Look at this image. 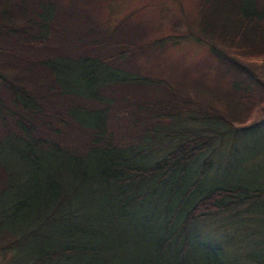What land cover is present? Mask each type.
<instances>
[{"label": "trees", "instance_id": "obj_1", "mask_svg": "<svg viewBox=\"0 0 264 264\" xmlns=\"http://www.w3.org/2000/svg\"><path fill=\"white\" fill-rule=\"evenodd\" d=\"M6 1L0 6V65H5L4 71L13 65L14 73L0 71V205L9 203L0 207V252L27 248L25 264H188L194 240L200 238L194 231H200L204 220L246 205L264 216V185H214L175 208L169 192L204 157L193 183L188 182L189 190L186 185L188 193L198 189L217 155V139L251 130L255 134L264 126V81L254 72L258 65L264 69V0H200L196 41L207 42L232 71L225 98L228 109L205 106L207 111H196L194 120L218 124L219 129L175 132L173 150L148 165L135 162L152 149L151 119L160 111L170 117L184 98L166 87L154 102L129 100L124 97L126 87L146 89L154 84L120 65L166 38L137 45L111 40L105 32L91 33L81 23L76 24L81 27L78 36L65 34L63 28L56 32L59 13L54 0ZM64 17L62 26H70L69 16ZM190 34L183 38H193ZM64 59L93 69L88 79L96 81L94 90L75 88L74 72L59 64ZM67 137L88 149L79 153L64 147ZM9 150L19 157L17 167L4 157ZM83 169L85 174H78ZM86 186L114 194L119 207V214L111 211L115 220L127 221L143 210L149 211L150 221L138 225L134 217L131 231L116 229L109 235L113 223L106 224V214L80 220L81 212L72 203ZM184 203L188 207L182 210ZM169 214L170 221L164 223L162 218ZM147 251L139 261L131 260ZM206 254L218 263L222 250L209 246Z\"/></svg>", "mask_w": 264, "mask_h": 264}, {"label": "rangeland", "instance_id": "obj_2", "mask_svg": "<svg viewBox=\"0 0 264 264\" xmlns=\"http://www.w3.org/2000/svg\"><path fill=\"white\" fill-rule=\"evenodd\" d=\"M27 1L34 4L39 0ZM54 1L56 12L59 13L56 32H61L59 30L63 28L64 33L69 32L78 36V30L81 27L77 28L76 24L81 23L84 30L88 31L89 29L91 33L105 32L107 35H111L109 36L111 40L116 39L137 45L146 46L166 38L159 45L145 48L142 53H137L131 61L127 62V65H120L122 69L126 70V73L130 71L136 76L150 79L154 84L146 89L126 87L124 97L130 96L129 100L131 97H136L154 102V98L158 94L163 95L166 87L169 91L180 94L182 100L184 98L183 102L178 104V108L172 109L170 117L165 115L167 112L160 111L158 117L151 119L150 123L154 122V127L151 128L154 130V134L149 139L152 140L150 141L152 149L146 151L135 163L138 165L151 164L173 150L177 145L173 134L177 131L188 128L207 132L219 129L218 124L194 120L197 116L196 111H207L205 106L217 108L222 112L228 109L225 98L229 90V82L233 78L232 71L227 70L228 64L223 63L212 54L210 45L207 42L196 41L201 19L200 0ZM6 2L8 1L0 0V6L5 5ZM14 8H11L12 13H14ZM65 14L69 16L71 22L67 27L62 26ZM191 32L193 38H183L191 35ZM66 47L67 50H71L70 45H66ZM69 61L64 59L59 64L70 66V71L74 72L75 88L79 92L94 90L96 81L93 78L88 79V74L93 69L85 68L79 60ZM4 66L0 65V71L3 74L14 73L11 70L13 65H7L10 67L8 71H4ZM118 72V76H124V72ZM254 72L264 81L262 65L256 66ZM102 78L103 76H99L98 83ZM188 99L192 103H187ZM261 118L264 119V112ZM6 120L8 125L13 124L11 117H7ZM71 139L67 137L63 141L64 147L71 150L76 148L79 153L88 149L81 141H78L81 144L79 145L74 144L75 142ZM69 141L73 144L69 145ZM213 147L218 151L217 155L198 189L188 193L190 186L188 182L193 183L203 166L204 157L199 158L192 165L189 173L178 183L177 181L173 183L174 185L177 183V185L170 187L169 192L174 199L173 208L189 198L193 201V197L198 195L203 188H212L214 185L233 184V186L246 187L264 185V126L258 128L255 134L252 133V130L240 132L237 136L230 133L224 138L217 139ZM4 157L10 160L14 167L19 165V157L15 152L5 151ZM75 158L77 162L79 158L77 156ZM58 159L59 162L62 161L61 158ZM88 163L87 160L84 162L85 168L88 167ZM85 171L86 169L78 170V174H85ZM187 184L188 190L186 189ZM24 194L28 196L29 192H23ZM113 196L114 194L110 191L95 192L91 187L86 186L80 189L72 204L81 212L82 216L78 217L82 221L93 220L106 214V224L113 223L111 231L108 230L109 235H112L116 229L131 231L134 217L138 225L141 222L150 221L149 211L143 210L132 214L133 216L127 221L115 220L111 211L117 210V214H119V207L116 206ZM8 205V202H4L0 207L4 208ZM186 207L188 205L184 203L182 210ZM98 210L105 213L93 215ZM255 210L256 208L246 205L237 210L220 212L210 219L204 220L200 224V231L198 227L194 231L195 234H199L200 238L194 240L193 252L188 264H232L235 260L234 264H264V216L255 213ZM170 219L169 214L164 216L162 221L167 223ZM200 245L202 251L197 250ZM209 246L221 248L222 255L218 263L206 254ZM128 247L130 248V246ZM26 253L27 248L23 247H14L7 252H0V264H25ZM148 253L149 251L136 253L131 260L137 262ZM199 255L200 257L195 258Z\"/></svg>", "mask_w": 264, "mask_h": 264}]
</instances>
